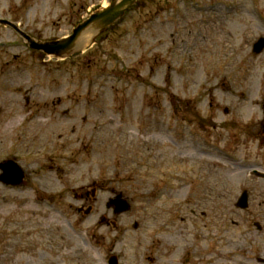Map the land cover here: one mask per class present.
<instances>
[{
    "label": "rangeland",
    "instance_id": "rangeland-1",
    "mask_svg": "<svg viewBox=\"0 0 264 264\" xmlns=\"http://www.w3.org/2000/svg\"><path fill=\"white\" fill-rule=\"evenodd\" d=\"M108 2L0 0V18L53 39ZM260 37L264 0H139L65 60L0 25V159L29 177L0 183V264H264Z\"/></svg>",
    "mask_w": 264,
    "mask_h": 264
},
{
    "label": "water",
    "instance_id": "water-1",
    "mask_svg": "<svg viewBox=\"0 0 264 264\" xmlns=\"http://www.w3.org/2000/svg\"><path fill=\"white\" fill-rule=\"evenodd\" d=\"M138 0H110L107 6H102L95 9L89 16L79 22L72 30V32L60 39L39 41L25 34L18 26L9 21L8 19L0 18V25H8L19 32L25 39L26 44L35 50H40L44 54L54 58L62 59L70 56L71 54L81 51L91 45L97 36L107 31L114 23L122 18L125 13L137 2ZM264 49V37L260 38L253 45V51L260 53ZM264 108V105H263ZM4 172L13 171L20 176L17 180H10L6 176L1 175V180L5 183H18L22 177V172L18 166L13 164H4L1 166ZM117 210L123 211L129 208L126 200L114 201ZM239 204L246 205V193H243L239 198ZM262 261V259H259ZM264 261V259H263ZM110 264H116L115 259L109 261Z\"/></svg>",
    "mask_w": 264,
    "mask_h": 264
},
{
    "label": "flooded vegetation",
    "instance_id": "flooded-vegetation-1",
    "mask_svg": "<svg viewBox=\"0 0 264 264\" xmlns=\"http://www.w3.org/2000/svg\"><path fill=\"white\" fill-rule=\"evenodd\" d=\"M17 91L20 93V92H22V88L21 87H18V89H17ZM24 93V95H23V99H24V108L25 109H28L30 106H31V101H30V96L27 94L28 93V90L27 89H24V91H23ZM62 103V100L60 99V98H57L56 100H54V101H48V102H45L44 104H45V107L46 108H50V109H55V108H57L60 104ZM70 110L69 109H66L65 110V114H69L68 112H69ZM53 112V111H52ZM54 113V112H53ZM32 114V113H31ZM25 119H29V118H27V117H25ZM24 119V120H25ZM30 119H32V118H30ZM83 119H86V117L85 116H83ZM264 129V128H263ZM73 131V130H72ZM74 131H75V129H74ZM22 136H23V134H22ZM29 140H30V136L28 137V139L27 140H25L24 142H25V144L26 145H30L29 144ZM77 141L79 142H81L82 141V139H81V137H79L78 139H77ZM16 155V154H15ZM9 158H12V159H14L15 161H17V158L16 157H14V156H6V157H3L2 159H0V162H4L5 160H7V159H9ZM18 162V161H17ZM28 182H29V177H25L24 178V183H26V184H28ZM96 190H97V186H91V187H82L81 189H80V191H77V192H75V197L77 198V199H83V200H87L88 199V197H92L91 199H94V196H95V194H96ZM114 196H118V197H120V198H126V196L125 195H123L122 193H114L113 194ZM112 211H113V209H112ZM114 212V211H113ZM102 222H105V223H107V224H112V225H116V223L113 221V220H111V219H109L107 216H102V217H100V220H99V223H102Z\"/></svg>",
    "mask_w": 264,
    "mask_h": 264
}]
</instances>
